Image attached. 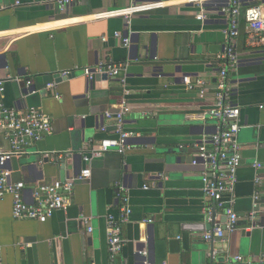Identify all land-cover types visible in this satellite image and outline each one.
I'll return each instance as SVG.
<instances>
[{"label":"crops","instance_id":"obj_1","mask_svg":"<svg viewBox=\"0 0 264 264\" xmlns=\"http://www.w3.org/2000/svg\"><path fill=\"white\" fill-rule=\"evenodd\" d=\"M57 1L0 0L6 104L39 108L53 129L8 163L11 183L24 182V199L33 203L40 183L78 175L87 167L82 156L88 142L113 135L115 122L106 114L117 113L124 98L131 106L125 129L132 150L94 159L88 165L91 178L67 195L70 207L45 223L14 219L11 195L0 201V264H142V249L153 264H264V44L244 16L250 5L264 7V0H242L234 41L239 63L229 71L231 102L241 113L237 141L243 160L234 207L239 220L236 231L214 244L203 237L211 227L204 213L206 168L193 166L192 160L197 145L218 125L205 114L213 105L219 56L228 44L227 17L214 14L198 21L199 7L185 0H80L66 10ZM159 1L165 5L129 21L94 20L97 13ZM117 32L131 39L129 47L115 37ZM142 38L154 40L149 52H138ZM102 61L125 67L119 77L96 78L89 88L84 69ZM65 71L71 76L61 77ZM185 77L205 79L206 97H200V87L187 89ZM51 83L57 84L55 94H45ZM0 150H10L2 134ZM121 195L129 197L132 212L123 226L122 253L112 259L108 216L121 220ZM82 216L90 218L91 233ZM236 256L243 263H236Z\"/></svg>","mask_w":264,"mask_h":264},{"label":"built area","instance_id":"obj_2","mask_svg":"<svg viewBox=\"0 0 264 264\" xmlns=\"http://www.w3.org/2000/svg\"><path fill=\"white\" fill-rule=\"evenodd\" d=\"M80 0H58L57 4L61 10ZM185 3L197 5L199 7L198 21H206L214 14H221L228 19V28L225 35L228 44L225 45L223 53L219 56L222 62L214 88L213 105L205 114L218 122L216 131L207 136L197 145V152L192 160V165L197 167L203 165L206 171L202 174L203 192L207 200L204 209L207 223L211 226L203 235L204 240L209 244L223 240L226 234L237 230L239 220L235 212L237 201L236 185L238 183V170L242 164V146L237 141V136L241 130L240 109L231 102L232 86L229 79V71L237 67L239 55L236 52L235 39L239 36V17L241 14L242 0H185ZM165 3L163 1L151 3H134L130 7L112 11H104L94 15V20L99 21L114 17H123L128 21L139 13L160 9ZM245 21L253 35L259 38L264 44V7L260 5H250L245 11ZM115 37L121 39L124 47L131 45L129 37H123L121 33H115ZM106 41V38H103ZM125 65H117L112 62L102 61L96 67L84 69V75L88 81L94 82L98 75H106L109 78L119 77ZM70 71L60 74L63 78L71 76ZM0 77V134L10 143V150H0V201L8 195L13 197V217L14 219H29L40 223L50 220L55 213L66 211L70 207V200L67 195H71L78 182L90 179L92 176L89 164L96 158L106 153L116 152L126 155L132 150L129 144L131 134L125 129V117L131 111V106L124 98L117 113L106 114V117L115 122V131L112 136L102 138L97 141H89L86 145V153L82 156L83 162L87 165L81 172L67 179L66 181H53L52 183H40L32 193L33 203H28L24 199L25 183L18 182L12 184L10 179L12 171L8 168L14 158L28 153V148L40 141L45 134L52 132L50 118L39 108H28L19 110L8 107L6 104V83ZM124 82V81H123ZM187 89L193 90L200 87V97H206L208 83L203 78L192 81L190 77L183 79ZM32 81H28L27 87L32 88ZM56 83L47 85L45 94L56 92ZM126 94L128 91L125 92ZM56 98L59 96L55 95ZM106 129L103 128V131ZM255 167L261 168V164ZM261 177L256 181L260 182ZM122 191L124 188L122 187ZM149 186H144V190H149ZM123 206L121 208V220L116 221L114 217L108 216L107 238L109 252L112 259L118 257L123 250L125 240L123 238V226L129 220L131 208L129 197L120 196ZM260 196H255V211L250 213L249 219L254 220L257 214ZM225 217L226 220L223 221ZM81 221L88 225V232L93 228L90 226V218L81 217ZM149 223L152 221L149 220ZM142 257V264H153L147 249L138 251ZM212 256H215L212 254ZM236 263H243L242 256L234 257Z\"/></svg>","mask_w":264,"mask_h":264},{"label":"water","instance_id":"obj_3","mask_svg":"<svg viewBox=\"0 0 264 264\" xmlns=\"http://www.w3.org/2000/svg\"><path fill=\"white\" fill-rule=\"evenodd\" d=\"M127 37V36H126ZM139 45H136L137 46V50H138V52H149L151 49H152V46H153V44H154V40L153 39H151L149 42L147 41V39H145V38H142L140 41H139V43H138ZM97 79H108L109 77L108 76H106V75H103V76H101V75H98L97 77H96ZM93 83L94 82H89L88 81V87L90 88V87H92V85H93Z\"/></svg>","mask_w":264,"mask_h":264}]
</instances>
